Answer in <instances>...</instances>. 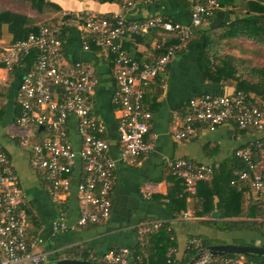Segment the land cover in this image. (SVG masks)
Returning <instances> with one entry per match:
<instances>
[{
  "label": "built area",
  "instance_id": "1",
  "mask_svg": "<svg viewBox=\"0 0 264 264\" xmlns=\"http://www.w3.org/2000/svg\"><path fill=\"white\" fill-rule=\"evenodd\" d=\"M155 1L145 0V3ZM191 2L189 26L161 16L132 20L119 14L110 18L89 15L78 27L83 51L88 52L94 45L111 61L116 86L113 104L121 113L119 159L124 163L133 164L153 151V144L146 141L152 116L143 103L146 89L165 72L194 30L201 28L221 8L220 0ZM61 31V23L51 22L25 40L0 47V94L8 87V76L28 66L26 60L30 59L31 65L22 76L16 94L20 114L15 121L14 137L19 146L30 153L29 166L58 209L54 230L65 232L109 221L116 161L109 153L106 129L91 110V96L98 78L91 65L65 60ZM154 31L166 33L177 43L168 46L165 42L157 43L155 49L162 54L150 61L136 60L126 52L125 40ZM71 118L79 138L78 149L69 134ZM229 123L241 131L262 133L264 101L255 104L239 94H205L192 98L184 121L175 126L172 136L175 140L186 141L196 135L198 125L213 131ZM236 156L246 165L239 179L264 199V137L238 150ZM168 167L191 195L196 193L198 183L208 181L214 173L208 165L183 159L168 162ZM76 168L80 172L75 178ZM73 189L79 214L75 224L69 225L67 201ZM143 194L150 197L148 186ZM28 210L29 202L18 176L0 147V264H49L52 254L44 248L38 250L43 245L42 240L29 234ZM173 218L189 220L190 215ZM163 227L171 232L170 225L164 221H147L138 225L137 233L143 240ZM189 245L197 249L201 243L193 239ZM204 250L199 251L203 255L193 264H248L237 257L212 260ZM173 254L174 249H169L168 262ZM134 258L126 250L90 256L91 261L99 264H131Z\"/></svg>",
  "mask_w": 264,
  "mask_h": 264
},
{
  "label": "crops",
  "instance_id": "2",
  "mask_svg": "<svg viewBox=\"0 0 264 264\" xmlns=\"http://www.w3.org/2000/svg\"><path fill=\"white\" fill-rule=\"evenodd\" d=\"M29 1L0 0V12L6 11L30 19L31 24L27 25L30 31L48 21L58 20L57 23H61L60 19H63L65 22L64 18L68 17L66 24L69 29L63 38L64 58L67 62H85L94 69L98 85L91 96V110L106 129L109 153L116 161L109 221L65 232L55 231L53 222L58 209L30 168V153L21 148L14 137L15 121L20 114L16 94L31 61L28 66L8 76V87L0 94V147L6 152L29 202V234L42 240L43 245L38 250L44 248L52 254L49 264L63 259L84 261L90 256L100 257L120 250H126L134 257L136 255L134 260H141L138 254L141 238L137 227L152 220H161L170 225L175 244L171 248L174 249L172 258L177 263L185 260L189 242L196 238L218 242L215 245L264 247V217L256 218L258 210L261 212L257 194L245 184L238 185V188L229 184L240 167L236 152L261 139L264 131L253 134L229 123L213 131L205 125H198L196 135L186 141L175 140L172 136L175 126L184 121L190 99L205 94L228 95L234 90L233 87L211 82L204 76L201 69L203 42L192 43L181 51L165 72L147 88L143 103L152 116L146 141L153 144V151L133 164L119 159L118 128L121 113L113 104L116 86L111 61L102 56L100 49L94 45L88 52L82 49L78 27L89 15L110 18L122 14L132 20L161 16L189 26L190 8L186 7L183 0H156L151 4H146L145 0H40L44 5L36 7ZM241 1L236 2L238 6L242 4ZM228 10L223 8L218 11L211 28L229 20ZM207 27L205 23L201 28ZM20 38H23L21 34L13 33L8 24L0 25V47L22 41ZM166 39V43L173 41L169 36ZM125 41L126 52L136 60L150 61L161 53L155 49L157 40L142 43L131 38ZM68 129L74 147L78 149L79 138L72 118ZM180 159L208 165L214 170L212 179L198 183L193 195L185 192L182 180H177L168 167V162ZM79 172L80 169L76 168L75 178ZM147 186L150 193L148 198L143 194ZM213 187L219 193L210 194L209 190ZM67 205V222L73 225L79 214L74 189ZM182 214H189L190 219L174 220V216ZM252 221L253 232L246 227L240 228L239 222L248 224ZM230 223H237L240 230L227 228ZM153 254L154 251L148 255L145 253L147 264H162L164 257L158 255L154 258Z\"/></svg>",
  "mask_w": 264,
  "mask_h": 264
},
{
  "label": "trees",
  "instance_id": "3",
  "mask_svg": "<svg viewBox=\"0 0 264 264\" xmlns=\"http://www.w3.org/2000/svg\"><path fill=\"white\" fill-rule=\"evenodd\" d=\"M237 1L240 0H220V10L223 8L229 9L226 11L229 20L221 26L211 28V23L216 19L219 13L217 12L208 20V22H206L209 27L194 30L193 36L178 52V54L185 50L190 44H199L202 41L203 48L201 54V69L206 79L214 83H221L223 85L233 87L234 90L231 94H239L249 102L260 104L264 101V0H242V4L240 6L236 3ZM29 2H31L33 7L44 5V2L40 0H30ZM183 2L186 7H191V0H183ZM67 18H64L65 22L62 21L63 19H60V22L62 23V39L65 37V33L69 29L66 24ZM52 21L57 22L58 20ZM49 23V21L43 23L38 26V28L30 31L27 29V25L31 24L30 19L6 11L0 12V25L8 24L13 33L21 34L23 37L22 39L20 38L21 40H25L30 34L37 33L41 26H45ZM166 36L169 35L159 31H154L148 35L135 36L133 38L141 41L142 43H145L148 40L149 42L157 40L158 44L160 42H165L167 46L177 43V40L171 36L169 37L172 38L173 41L166 43ZM125 42L126 41H124L123 46ZM161 54L162 51L159 55ZM26 61L30 62L31 60L28 59ZM245 131H251L253 134L255 133L252 130ZM250 145L251 144H248L246 147H249ZM237 159L240 161V167L236 176L233 179L231 178L229 181V184L234 188H238V185L244 184L249 186L247 182L243 183V181L239 179L241 172L246 170V165L238 157ZM175 178L179 180L177 177ZM232 182H234V184H232ZM181 183L185 192H187L183 182ZM215 189L214 187L211 188V190H209L210 194H214L215 192L219 193V191ZM256 200H258V207L261 209V212L258 210L256 218H263L264 199L257 195ZM239 223L240 228L246 227L249 231L253 232V221L248 224L247 222ZM237 225V223H230L227 228H230L231 230H238L239 227H237ZM142 239V243L140 242V245L138 244V248L140 246H145L144 248L140 247V253H138L141 260L135 259L132 264H145L147 256L144 257V255L145 253L148 255L151 251H154V258L156 256L158 257V255L159 257H164L162 264H188L200 250L206 249L209 246L218 243L207 239L196 238L200 241L201 246L196 249L193 246L188 245L189 247L187 249L185 260L182 263H177L172 257L168 262L166 256L168 250L175 247L173 234L171 232H167L166 227H163L159 232L143 237ZM135 257L137 256L135 255ZM235 257L242 258L248 264H264V257L252 254L244 256L227 254L219 256L216 259ZM84 261L99 264L88 258L84 259Z\"/></svg>",
  "mask_w": 264,
  "mask_h": 264
},
{
  "label": "water",
  "instance_id": "4",
  "mask_svg": "<svg viewBox=\"0 0 264 264\" xmlns=\"http://www.w3.org/2000/svg\"><path fill=\"white\" fill-rule=\"evenodd\" d=\"M210 258L213 260L219 256L233 254V255H257L264 257V247L257 246V245H236V244H221V245H212L209 246L204 250ZM203 254H197L189 264H193L196 261L201 259ZM50 264H93L89 261H82V260H72V259H63L56 261Z\"/></svg>",
  "mask_w": 264,
  "mask_h": 264
}]
</instances>
